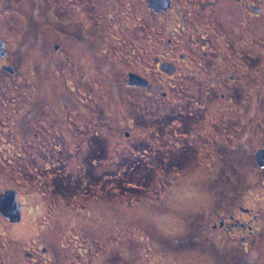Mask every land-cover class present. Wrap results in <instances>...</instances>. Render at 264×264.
I'll return each instance as SVG.
<instances>
[{"label":"flooded vegetation","instance_id":"1","mask_svg":"<svg viewBox=\"0 0 264 264\" xmlns=\"http://www.w3.org/2000/svg\"><path fill=\"white\" fill-rule=\"evenodd\" d=\"M179 90L189 107L172 108L169 124L156 119L155 140L168 130L173 144H187L178 132L200 113V175L187 179L204 187L180 189L181 203L143 189L140 247L131 251L128 238L125 251L112 250L110 221L90 214L83 231L89 213L75 217L67 245L50 240L47 215L63 209L66 186L113 190L107 170L64 172L56 154L69 146L65 132L75 151L83 144L103 159L111 133L124 141L140 122V107L123 118L127 99L168 101ZM0 159L27 180L24 195L20 184L0 185L9 230L0 241L22 246L11 252L15 264H264V0H0ZM34 191L44 197L35 201ZM49 192L56 203H46ZM22 228L35 240L18 245Z\"/></svg>","mask_w":264,"mask_h":264},{"label":"rangeland","instance_id":"2","mask_svg":"<svg viewBox=\"0 0 264 264\" xmlns=\"http://www.w3.org/2000/svg\"><path fill=\"white\" fill-rule=\"evenodd\" d=\"M183 97H186V95L182 94L179 90L168 101H161L162 99L158 98H140V96L132 98L131 102H129L130 99H127L124 105L125 111L124 115H122L123 118L125 120L126 118H130V115H128L130 113L136 115L137 111H134L133 108L140 107V122H137L133 129L131 128L129 130L130 137L124 141L119 140L123 139L122 133L118 136L117 133L112 132V145L106 148L105 158L103 159L95 155L97 152L95 148L85 147L83 144L81 148L75 151L71 145H74L77 138L74 137V133L65 132V144L67 143L69 146L65 145L63 152L56 154L60 156L61 160H64V165L67 168L63 169L64 172L67 173L66 171H70L82 177V174L89 176L94 172L101 174L107 170L111 173V178H114L111 187L113 190L111 195L109 193L102 194L98 190L84 193L66 186L63 193V209H58L54 213L49 211L47 215V219L50 222L48 226V237L50 240H54L57 237H64L61 242L67 245L69 243L68 240L71 238V241L73 235L76 236L78 234V232L74 231L72 225L75 217L89 213V217H81L83 231L90 229L93 223L90 214L101 220L110 221L114 224V227L110 226L108 229V234L113 230L114 239L111 238L112 250L125 251V249H120L121 240L128 238L132 241V243H128L133 246V248H130L131 251L136 247H140L137 239L139 235L137 233H140V193L143 189H146L145 191L147 192L148 190L152 192L155 189H166L170 193L177 195L175 202L181 203L183 201L179 199L184 198V191L181 192L180 189H200L204 187L201 179L198 182H190L188 180L200 175L199 168H192V162H200L202 154L201 143L199 141L202 133L199 122V120L201 121L200 113H197V116L189 120L185 127L186 131L178 132L182 136L177 138L179 140L178 142L188 139L186 140L188 145L173 144L175 135L170 134L168 130L162 131L161 133L165 138L155 140L156 133H159L161 130L156 127L155 120L159 118L164 123L169 124L171 121L167 114L170 113L172 108L179 107L186 109L189 107L187 104L189 100L182 99ZM196 105L201 107L200 101H196ZM99 120L104 121V116L101 115ZM119 122L121 121L118 120L117 124ZM131 122H136V120L131 118ZM181 122L179 121V123ZM154 129L159 131H153ZM140 132H145L146 134H140ZM178 134L176 136H179ZM186 134L187 138H185ZM164 139H168L169 141ZM191 146L192 149H189ZM5 163V161L0 159V185L5 187L7 185L13 186L20 184L18 186L21 187L19 190L21 192L20 194L24 195L26 188L25 182L27 180L25 181L13 170L8 169L6 167L8 165H5ZM17 166L19 167L20 165ZM46 167L48 165L44 166L43 170ZM191 171H195V173L192 175L186 174ZM40 176L44 177L45 173L40 174ZM116 178H120L121 183L117 187L114 183L118 181ZM122 183H124L123 188ZM195 184L197 187H195ZM33 185L35 183L32 179V187ZM107 188L108 186L104 188V191ZM34 192L35 201L39 199V196L44 197L41 191ZM107 197H111V200H106ZM53 200L56 203L58 197L49 192L46 203H53ZM106 203H110V205ZM108 206L111 208H108ZM40 214L42 215L41 217L45 215L42 212ZM153 220L159 221L160 217H155ZM1 228L6 230L7 235H9L8 227L0 220V235ZM17 231L19 232L18 235L23 236L16 239L18 245L22 244V242H24L23 244H28L31 237L35 240L34 232L32 233L26 228ZM80 235L84 236L83 233ZM102 235L105 236V232ZM21 247L13 249L7 243V238H5V241L1 240L0 264H15L17 258L11 259V252L12 250H19Z\"/></svg>","mask_w":264,"mask_h":264},{"label":"water","instance_id":"3","mask_svg":"<svg viewBox=\"0 0 264 264\" xmlns=\"http://www.w3.org/2000/svg\"><path fill=\"white\" fill-rule=\"evenodd\" d=\"M149 1V5L153 6V0H148ZM1 198V197H0ZM5 212H10V210L8 209H4Z\"/></svg>","mask_w":264,"mask_h":264},{"label":"trees","instance_id":"4","mask_svg":"<svg viewBox=\"0 0 264 264\" xmlns=\"http://www.w3.org/2000/svg\"><path fill=\"white\" fill-rule=\"evenodd\" d=\"M93 149V148H92Z\"/></svg>","mask_w":264,"mask_h":264}]
</instances>
